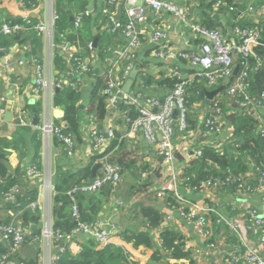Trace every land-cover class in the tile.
Here are the masks:
<instances>
[{"label": "crops", "instance_id": "1", "mask_svg": "<svg viewBox=\"0 0 264 264\" xmlns=\"http://www.w3.org/2000/svg\"><path fill=\"white\" fill-rule=\"evenodd\" d=\"M83 1L86 2V10L78 11L75 5L72 6L75 2L69 0H38L33 6H26L23 0H0V25L16 19H20L24 24L27 18L34 22L47 23L52 15L57 13L58 16L61 14L69 16L72 31L77 35L75 42L71 37L62 36L55 44V37L58 35L56 19L51 38L39 34L33 28L24 27L22 30H35L32 39L34 42L15 43L6 49L5 42L0 40L2 47L0 51L5 52V55L0 57V108L5 110V114L7 111L12 112V119H6L4 115V121L0 124V150L7 153L11 170L16 173L18 194L28 199L37 192V208L41 213L38 226L41 234L38 237L31 234L34 238L22 245L19 250L22 259L38 255L40 261H44L49 251V240L43 234L48 225L54 223L56 203L48 184L51 182L53 186L55 185L58 170L78 175L90 166L92 174L93 166L99 163L97 159L91 165L95 155L91 154L92 145L87 136L86 123L90 113H94L91 94L98 77H102L101 74L107 69L106 59L116 58L118 51L127 41L123 32L109 30L113 24L104 13L105 0ZM174 1L182 6L188 4L185 0ZM211 1L197 0L196 4L190 5V19L205 26L214 24V29L221 30L226 38H231V29L239 19L247 23L245 26L264 27V0H237L243 3L237 10L222 0H216L213 6L209 7ZM119 6L120 4L114 5L111 10L115 11L118 19L125 22L126 17L122 8L119 12ZM78 14H83V19L81 25L76 28L75 18ZM158 28L167 32L166 40L178 53L199 50L202 42V39L192 36L181 19L168 12L155 15L148 10L147 19L140 25L142 46L135 53L134 60L140 70L135 84L141 73L149 76V84L138 89L143 93L140 102L147 108H154L151 101L166 96L171 89L166 78L171 77L174 69H178L184 79L196 81L199 89L205 92V105L196 102L189 108V114L198 122L196 128H191L187 132L181 131L175 120L172 135V141L176 146L175 159L167 161L156 145L146 141L143 131L130 134L129 114L117 107L111 115L101 121L100 127L103 133L112 129L122 135L123 145L112 153L121 167L122 181L115 188L106 186L100 192L93 194L92 200L84 199L82 205L85 209H89L94 220L99 221L109 232L111 243L126 251L136 264L153 262L154 253L162 248L161 233L165 229L175 230L184 237L185 249L191 253L195 264H232L228 258L237 249L245 252L248 248H252L264 257V250L259 245L260 229L250 224L245 208V204L249 202L264 217V191L257 189L256 167L257 178L253 176L251 170L246 173V175L250 173L251 181L255 178L254 184L251 183L255 191L234 192L222 188L219 180L214 182L199 180L200 175L205 171L203 165L194 158L189 162L186 161L188 154L196 149L194 145L200 144L203 139L207 138L213 145H220L225 144L234 134L233 109L227 113H224L223 109L213 113L214 106L210 105L217 95L226 90L218 93L210 101L207 97V91L217 89L227 84V81L210 85L198 75L199 67L194 66L187 59L179 58L177 54L166 60L157 59L153 51L158 46L151 43L150 35ZM29 33L28 31L27 34ZM3 34L0 32V35ZM70 53H79L87 59L90 69L86 74L81 76L75 74ZM56 54L61 58H56ZM235 61L237 66L238 58ZM38 64L41 65L46 80H50L53 76L55 81L62 82L63 86L73 83L72 86L80 91L78 108L81 117V136L75 138L72 155L68 154L66 147L60 141L56 142L53 135L45 133L42 129L51 120L55 125L61 123L63 126L64 122L61 120L62 110L54 105V96L58 87L52 88L48 85L41 88L40 92L36 91ZM263 66L264 63L261 62V67ZM122 75L121 68L117 76ZM134 86L130 92L137 90L138 87L134 88ZM109 107L111 109L113 105L110 104ZM256 110V113L250 110L248 112L258 124V131L261 133L264 127V106H257ZM20 116L29 124L21 125ZM35 116L38 119L37 124L34 123ZM209 116L216 119L217 124L213 126L214 128H206L211 118ZM107 146L108 142L105 149ZM36 157H38L36 165L39 176L33 179L28 169L34 165L33 161ZM100 169L97 170V174L101 172ZM192 179L196 186L189 182ZM172 184L176 186L177 193L184 200L203 203L215 210L208 216L210 241L200 235L195 224L185 217L188 208L185 203L178 201ZM143 205H153L161 212L163 219L158 227L149 225L142 213ZM20 213L21 211L7 209L5 200L0 201L1 221L15 220ZM227 221H232L239 227L240 238L232 232ZM140 231L149 233V245H135L134 241L124 238L126 233ZM3 241L0 239V243ZM92 244L95 245V241L90 235L79 233L69 243V253L78 256L84 246ZM190 260L191 257L175 259L165 254L160 264H191Z\"/></svg>", "mask_w": 264, "mask_h": 264}, {"label": "built area", "instance_id": "2", "mask_svg": "<svg viewBox=\"0 0 264 264\" xmlns=\"http://www.w3.org/2000/svg\"><path fill=\"white\" fill-rule=\"evenodd\" d=\"M75 1V0H69ZM183 1V0H180ZM186 5H180L174 0H105L104 13L110 18L113 26L109 29L112 32L121 31L126 37V44H124L118 51L117 57L114 59H106L107 69L101 74L106 81V88L104 94L109 97L111 106L113 105L116 95L122 91V87L129 77L131 71L136 67L133 60H135V53L141 48L142 41L140 38V25L145 22L148 16V10L155 15H161L163 12H168L178 19H181L189 28L191 34L195 38L202 39L200 49L192 50L191 52H177L171 48L168 43L167 32L158 28L150 35V41L158 48L153 51L154 56L159 60H166L174 55L179 58L189 60L194 66L199 67L197 72L202 78L206 79L210 85H217L222 81H229L234 74L236 67V59L239 55L248 59L250 56H255V48L258 45L264 47L262 36V29L258 26H233L231 29V38H226L225 34L219 29H210L207 26L194 22L190 19V5L196 4L197 0H185ZM251 1V0H250ZM122 5L123 14L126 17L125 22L118 19L115 11H112L114 5ZM252 10V7L250 8ZM59 16L54 13L49 22H34L32 19H25L24 24L18 22H4L0 25V32L11 35L24 29V27L33 28L51 38L54 23ZM83 14H78L75 18L76 28L81 25ZM52 45H54L52 43ZM66 49V48H64ZM69 57L74 62L75 74L81 76L88 72L89 64L87 59L79 53H70ZM262 60L258 58L256 69L261 66ZM244 70L238 73L230 86L226 89L229 96L236 97L243 95L245 99L238 103L242 107L248 108L252 113H256L257 106H264V102L260 99H252L247 94L248 79L250 72V63L245 61ZM123 69V75L117 76V72ZM173 76L180 78L166 96L162 99L155 98L151 101L154 108H147L140 102L142 97L141 90L128 92L124 94L122 102L127 105H134L139 111V115L130 120V134L143 131L144 137L151 145H156L159 151L167 161L175 159L176 146L172 141L174 132L175 120H177L181 131L187 128V108H186V89L190 80L184 79L180 70L174 69ZM78 82V81H77ZM140 89L144 86L142 80H139ZM36 91L40 92L41 88L51 86L52 88L63 86L62 82L55 81L52 76L50 80H46L41 65L36 67ZM138 84V83H137ZM73 85V83H72ZM213 113L220 112L221 108L216 103L213 107ZM175 110H178L177 118L174 116ZM5 110L0 108V124L4 121ZM216 119L208 120L210 124H217ZM20 124L27 125L29 122L20 116ZM87 136L91 143V154H104L107 139L114 136L113 130L108 131V138L104 136L100 127V120L96 113H90L88 122L86 123ZM42 129L47 134L57 137L58 140L66 147L69 155H72L75 147V137L72 134L64 133L61 125H55L53 121H49ZM219 130V128H217ZM261 134L264 136V127L261 129ZM106 143V144H105ZM113 151L104 154L97 162L102 164L100 173L93 179H88L80 184L74 185L69 191L68 195L71 197V216L77 221V226L69 232L56 231L52 224L48 225L44 232V237L49 240V251L45 260H41L40 264H57L62 256L69 252L68 245L73 240L74 236L79 233H86L90 235L94 241L96 249L112 244L111 236L100 224L99 221L87 222L83 221V215L79 209L76 195L78 193L95 194L103 190L106 186L116 187L122 181V171L120 165L116 162L112 155ZM202 156L200 149H195L193 153L188 154L186 159L189 162L192 158L198 159ZM258 171V185L257 189L264 191V165L256 166ZM29 175L33 179L39 176V169L36 165H31L28 169ZM250 173L246 175L249 179ZM176 180V177H174ZM244 191H255L254 186L250 182L244 181ZM49 187L55 196V186L49 182ZM172 189L176 190V186L172 184ZM242 191V190H240ZM16 194H18L17 187L12 188L10 193L6 194L8 201H15ZM177 199L180 203H185L187 211L185 217L193 222L200 235L204 236L206 240H211V231L207 227L208 216L215 211L203 203L186 201L176 190ZM31 209L38 207V200L29 204ZM248 221L256 228L260 229L259 245L264 250V217L258 212V209L252 206L249 202L245 204ZM232 232L239 237V227L232 221H227ZM28 229L22 225L17 224L14 220L11 223H4L0 220V239L12 242L10 252H0V264H16L13 260V255L18 253L24 244ZM240 238V237H239ZM213 246V244H211ZM126 258L132 263L133 258L124 251ZM232 264H264V257H262L256 250L248 248L245 252L237 249L231 253L228 258Z\"/></svg>", "mask_w": 264, "mask_h": 264}, {"label": "trees", "instance_id": "3", "mask_svg": "<svg viewBox=\"0 0 264 264\" xmlns=\"http://www.w3.org/2000/svg\"><path fill=\"white\" fill-rule=\"evenodd\" d=\"M26 6L36 5L38 0H23ZM86 1V0H85ZM225 1L229 6L233 7L234 10H237L239 6H242L243 3L237 2V0H222ZM74 3L78 11L86 10V2L83 0H75L71 1ZM78 2V3H76ZM216 0H212L210 2L209 7L213 6ZM78 4V5H77ZM80 4V5H79ZM236 8V9H235ZM233 14H235L233 12ZM210 18V17H209ZM211 20V19H210ZM213 21V20H211ZM210 21V22H211ZM13 22H22L20 19L13 20ZM72 23L69 21V16H63L62 14L56 21V26L58 30V35L55 37V44L58 43L59 38L62 36L71 37V39L76 41L77 35L72 31ZM247 23L240 19L234 23V26L244 27ZM206 26L210 29H214V24H206ZM263 41H264V27H261ZM30 32L27 34V32ZM22 30L17 31L12 35L5 36L0 35V40L5 42V48H9V46L19 43H32L34 42L33 36H35V30ZM74 41V42H75ZM1 46V45H0ZM2 48V47H0ZM255 56H250L248 59L243 58V56H238L239 61V72L244 70V62L247 60L250 63V72H249V81L247 84L248 91L247 94L251 96L252 99L260 98L264 102V93L261 97L258 96L259 86L264 84V66L263 68L260 66L256 69L257 60L260 58L264 63V47L262 45H258L255 48ZM56 58H61L60 55L56 54ZM134 62V60H133ZM135 64V62H134ZM135 66H137L135 64ZM139 66V64H138ZM142 80L144 86L149 84V76L145 73H141L138 81ZM167 82L170 84V87H173L180 78L171 75V77L166 78ZM165 80V81H166ZM206 80V79H205ZM207 81V80H206ZM190 81L188 83L186 89V108H187V128L184 129V132H187L189 129L196 128V124L198 123L192 116L189 114V108L196 103L201 102L205 105V92L202 91L198 87V83L194 81ZM208 82V81H207ZM138 83V84H137ZM134 88L137 86L139 89L140 85L137 82ZM106 88V81L102 77H98L94 89L91 94V99L94 104V113L98 115V118L101 121L105 120L108 115H110V100L109 97L104 94V89ZM227 94V92H223L217 95L210 105L213 107L216 103L219 105L221 110L223 109L224 113L230 112L233 109L234 122V134L229 137L228 141L225 144L213 145V143L208 142V139L205 138L201 141L200 144H195L196 149H200L202 151V156L197 160L203 165L205 168L204 173L200 175L201 181H221L220 186L222 188H226L232 191H244V181H251L246 178V173L248 171H252V174L255 178H257V172L255 171L256 166L264 165V136L258 131V124L253 119V117L248 112L249 109L246 107L240 106L239 101H243L245 97L243 95L232 97ZM80 100V91L77 87L72 85H64L58 87L56 91V95L54 96V105L59 107L62 111L61 120L68 124L67 127L58 123L57 125H61L63 127L64 133L72 134L75 138H80L81 136V117L79 115L80 109L78 108ZM231 104L233 105L231 107ZM120 110L125 111L129 114V124L130 120L135 119L139 115V111L136 109L134 105H127L125 103H121L119 106ZM211 117V120H214ZM209 119V120H210ZM209 124V125H208ZM206 125V122H205ZM215 124L207 123L206 128H214ZM180 129V128H179ZM181 130V129H180ZM209 130V129H208ZM213 130V129H212ZM114 136L108 139V146L105 149V153H109L111 151L117 150L123 145L122 135L117 131H113ZM56 142H59L57 137H54ZM228 143V144H227ZM227 144V145H226ZM198 146V147H197ZM223 150V152H222ZM67 154V152H66ZM104 154L95 155L93 163L98 159H100ZM38 161V157L34 158V165H36ZM37 166V165H36ZM89 168V169H88ZM87 169L81 171L78 175L71 174L67 172H63L62 170H58L57 175L55 177V196L54 201L56 203L55 206V220L53 227L56 231L61 232H69L77 226V221L74 220L71 216V197L68 195V191L76 184H80L85 179L88 180L91 175L90 166ZM77 176V179L75 177ZM250 178V177H249ZM252 178L250 183L254 184L255 181ZM83 180V181H82ZM194 179L189 182L195 184ZM17 176L15 172H12L8 155L5 151L0 150V201L5 200V207L7 209H13L16 211H21L19 217H17L14 222L19 225H22L26 229H28V233L26 235L24 243L30 242L31 234L33 236L38 237L41 234L39 229L41 213L36 209H31L29 204L38 200L37 192L33 193L30 198H25V196H21L16 194L15 201H8L6 198V194L10 193L12 188L17 186ZM223 183V184H222ZM196 186V185H194ZM104 189V188H103ZM93 194L86 193H78L77 203L82 215H86L87 222H93L95 218L91 215V211L89 209H85L82 205V201L84 199L92 200ZM59 206V207H58ZM58 207V208H57ZM142 213L145 218L148 220L149 225L151 227H158L162 222V214L156 209L153 205H143ZM13 221H3L4 223H11ZM32 227H36L32 229ZM30 232V233H29ZM124 238L126 240L134 241L135 245L140 244H150L149 233L146 231L140 232H132L130 234H124ZM162 238V248L158 249L153 257V262L150 264H160L164 258L165 254H168L169 257L175 259H183L191 257V264H195V261L191 255V253L185 249V239L184 237L176 232L175 230L165 229L161 233ZM12 248V242L3 241L0 243V252H10ZM13 260L16 264H40L39 256L29 257V258H21L18 253L13 255ZM57 264H132L125 256L122 248L115 246L113 244H109L102 249H96L95 245L84 246L82 252L78 256H73L69 252L65 253L60 261Z\"/></svg>", "mask_w": 264, "mask_h": 264}, {"label": "water", "instance_id": "4", "mask_svg": "<svg viewBox=\"0 0 264 264\" xmlns=\"http://www.w3.org/2000/svg\"><path fill=\"white\" fill-rule=\"evenodd\" d=\"M119 8H120L119 9V12H121L122 6L120 5ZM118 16H119V13H118ZM4 55H5V52L0 51V57L1 56H4ZM239 68H240L239 65H237L235 67L234 74L230 78V80L227 82V84L221 85L217 89H214V90H211V91H207V97H208L209 101L212 100L218 93H220L221 91L226 90L230 86V84L232 83L234 77L238 74ZM139 72H140V70L137 67H135L131 71L129 77L126 79V81H125V83H124V85L122 87V91L118 92L117 95H116L115 101L113 103V107H111V109H110V113L111 114H112V112H114V110L117 107H119L121 105L122 99L124 97V94L130 92V90L132 89V87L134 86V84H135V82L137 80V77H138ZM263 93H264V84L259 86L258 96L261 97L263 95ZM177 115H178V110H175L174 116L177 117ZM5 117H6V119H12V112L11 111H7L6 114H5ZM37 122H38V119L35 116L34 123L37 124ZM63 126L64 127H67L68 124L66 122H64L63 123ZM107 133L104 132V136L105 137H108V134ZM119 163H121V161H119ZM101 167H102V164L101 163H96L93 166V168H92V174H91L90 179H93L94 177H96L97 170L99 168H101ZM83 221H87V217H86L85 214L83 215ZM32 228H34V227H32ZM32 238H34V237H31V239Z\"/></svg>", "mask_w": 264, "mask_h": 264}, {"label": "bare ground", "instance_id": "5", "mask_svg": "<svg viewBox=\"0 0 264 264\" xmlns=\"http://www.w3.org/2000/svg\"><path fill=\"white\" fill-rule=\"evenodd\" d=\"M55 51V50H54Z\"/></svg>", "mask_w": 264, "mask_h": 264}]
</instances>
